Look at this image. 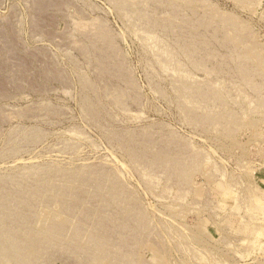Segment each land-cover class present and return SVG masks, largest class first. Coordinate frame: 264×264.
Instances as JSON below:
<instances>
[{
    "label": "rangeland",
    "instance_id": "rangeland-1",
    "mask_svg": "<svg viewBox=\"0 0 264 264\" xmlns=\"http://www.w3.org/2000/svg\"><path fill=\"white\" fill-rule=\"evenodd\" d=\"M0 264H264V0H0Z\"/></svg>",
    "mask_w": 264,
    "mask_h": 264
}]
</instances>
